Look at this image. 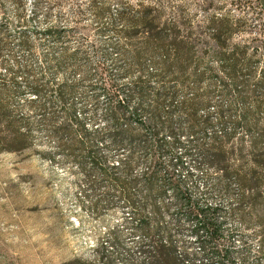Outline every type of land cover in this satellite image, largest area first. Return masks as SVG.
<instances>
[{"label": "trees", "instance_id": "trees-1", "mask_svg": "<svg viewBox=\"0 0 264 264\" xmlns=\"http://www.w3.org/2000/svg\"><path fill=\"white\" fill-rule=\"evenodd\" d=\"M4 1L16 5L19 20L13 22L4 10L5 2L0 1V134H25L21 121L9 108L15 94L28 97L26 101L40 112L46 103L59 105L61 124L55 126L58 116L53 112L46 120L58 144L46 157L52 162L59 158L72 163L89 184L92 195H99L102 186L112 188L100 194L105 202L116 193L132 201L131 190L143 186L148 190L146 197L154 203L165 193V185L179 187L183 181L173 167H184L181 155L190 153L183 150L185 134L203 133L193 143L201 163L218 172L219 182H233L239 187L232 212L238 214L248 206L264 213L261 0H238L237 14L231 9L223 14L214 11L203 25L162 24L155 20L161 12L157 7L135 11L130 5L123 6L115 21L102 29L116 36L113 48L124 60L121 76L125 82L111 74L105 64L109 55L104 51L93 71L87 70L82 63L83 52L71 47L78 21L71 23L51 14L55 5H63L66 0L35 2L32 17L45 6L48 21L39 32L47 46L40 52L26 36L29 20L24 18L25 0ZM91 6L96 16L108 12L96 2ZM14 26L20 30L19 47L37 55V66L28 60H14L11 67L4 64L3 55L9 49ZM93 48L99 52L98 47ZM78 71L84 78L95 79L90 85L93 95L80 107L76 102L78 80L72 77ZM98 121L108 124V134H97ZM133 124L140 127L134 128ZM15 143L13 138H0V151L5 144L4 150L12 149ZM112 152H122L123 156L115 161ZM227 193L231 195L229 190ZM174 195L195 221L193 231L198 241L206 246L219 240L221 225L215 216L220 208L203 206L177 189ZM107 208L92 205L93 210ZM153 212H160L156 202ZM160 228L156 225V231ZM260 237L264 242L263 233ZM162 245L157 244L156 253ZM65 264L84 263L76 259Z\"/></svg>", "mask_w": 264, "mask_h": 264}, {"label": "rangeland", "instance_id": "rangeland-1", "mask_svg": "<svg viewBox=\"0 0 264 264\" xmlns=\"http://www.w3.org/2000/svg\"><path fill=\"white\" fill-rule=\"evenodd\" d=\"M0 1L5 2L9 18L18 21L16 5ZM36 1L25 0L24 18L29 20L26 36L40 52L47 46L39 32L48 21L45 6L32 17ZM93 2L108 8V12L96 16ZM261 2L264 4V0ZM129 5L135 11L157 7L161 12L155 20L162 24L203 25L207 24L206 16L214 11L239 12L238 0H66L63 5H55L51 14L71 23L78 21L71 47L83 52L82 63L88 71H93L104 51L109 55L105 64L111 74L125 82L121 76L124 60L113 48L116 36L102 28L110 26L123 6ZM13 30L9 49L3 55L4 64L11 67L14 60H28L37 66V55L19 47V27ZM72 77L78 80L76 102L80 107L93 95L90 85L95 79L84 78L80 71ZM24 96L15 94L9 108L21 121L25 134H0V138L16 141L12 149L4 150L5 144L0 151V264H65L76 259L84 264H264V242L260 237L264 234V213L248 206L238 214L232 212L231 208L237 206L239 187L233 182H219L218 172L201 163L193 143L203 133L185 134L183 150H190L189 154L181 155V149L177 150L185 164L173 167L175 174L183 178L179 187L165 185V193L157 196L154 203L146 197L148 190L143 186L131 190L132 201L116 193L105 202L100 194L112 188L102 186L97 191L99 195H92L89 184L72 163L59 158L52 162L45 155L58 145L46 120L53 112L58 116L55 126H59L63 120L61 107L44 103V111L40 112ZM107 125L98 121L97 134H108ZM110 156L116 161L123 153L112 152ZM174 189L189 194L203 206L220 208L215 216L221 225L219 240L206 246L198 241L193 231L195 221L175 198ZM155 202L160 208L158 215L153 212ZM96 204L108 208L93 210ZM156 225L161 227L159 231ZM159 243L164 245L156 253Z\"/></svg>", "mask_w": 264, "mask_h": 264}]
</instances>
